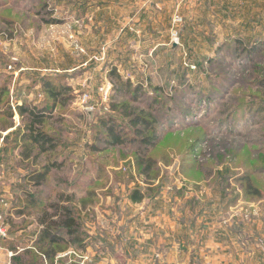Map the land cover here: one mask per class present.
I'll use <instances>...</instances> for the list:
<instances>
[{"label":"rangeland","instance_id":"obj_1","mask_svg":"<svg viewBox=\"0 0 264 264\" xmlns=\"http://www.w3.org/2000/svg\"><path fill=\"white\" fill-rule=\"evenodd\" d=\"M114 69L143 84L138 101L113 97ZM262 78L264 0H0V108L50 110L48 83L72 98L43 127L52 153L21 138L27 115L0 114V264L36 240L40 208L19 214L29 194L76 199L86 249L54 264H264V200L232 179L264 172ZM137 116L159 132L148 149L128 142ZM109 121L125 145L104 144ZM144 150L156 161L148 177ZM54 161L63 166L38 185Z\"/></svg>","mask_w":264,"mask_h":264},{"label":"trees","instance_id":"obj_2","mask_svg":"<svg viewBox=\"0 0 264 264\" xmlns=\"http://www.w3.org/2000/svg\"><path fill=\"white\" fill-rule=\"evenodd\" d=\"M48 14H51L49 12ZM52 15V14H51ZM47 23L59 24L58 20H52ZM251 54V53H250ZM250 57V55L248 56ZM110 76L114 79L115 85L113 86V97L125 94L130 95L133 101H138L142 95H144L145 90L143 84L134 85L130 80H124L121 75L118 73V70H112ZM48 83L46 86L51 92V97L54 100L52 108L49 110L45 108H37L36 106L31 108L25 105H16L12 106L9 102L3 105L0 108V114L2 116L8 117V120H12L15 116V112L19 116L23 117L27 115L30 119V124L26 128L27 133L21 138H28L31 143L38 147L43 153H52L56 147L54 139L45 134L43 127L46 124L48 119L53 117V111L57 105L64 106L72 98L69 96L70 89L64 88L60 91H56L55 88L50 86ZM258 85L264 88V78H262ZM156 91H160L157 89ZM68 94L66 99L64 96ZM4 91L0 94V103ZM156 105H160L156 100H154L149 106V110H154ZM116 108V106H115ZM263 109L256 110V113H261ZM107 131V136L104 139V144L106 146H122L127 142L124 140L120 131L116 130V125L114 121L101 122ZM153 122H148L142 116H137L132 118L129 121V125L134 130V137L131 138L128 142L130 145L139 144L141 147L144 146L145 149L152 147L157 140V134L159 133L157 129L154 128ZM14 126L10 125L9 127L3 128V132L13 129ZM25 131V130H24ZM151 132L150 138H147L146 133ZM99 151V150H96ZM149 150H144L142 154V160L139 164L143 167L146 177L149 176V171L152 165H156L155 160H147ZM149 159V158H148ZM63 166V163H58L56 161L51 162L44 166V171L37 174L39 178L38 185H41L42 180L46 175L53 169H59ZM262 171V170H261ZM256 170L255 172H242L232 177V179L242 186L243 190L246 192V196L254 198L255 201L264 200V191L260 187L254 185L253 175L257 174L264 178V172ZM145 194L137 189L132 194L130 199L136 203L140 204L144 201ZM46 198L49 199L50 196L46 195ZM239 195L232 198L229 203L233 204L238 201ZM29 206L23 210H20V215H31L36 214L40 208L41 216L38 218L40 229L32 233V236L36 238L33 246L31 248H26L20 253L18 246L11 247V250L17 251L16 259L14 264H45L46 261H49L50 264H54V261L59 253L65 252L72 248L77 249H86V244L84 243L85 231L82 228L81 224V215L78 211H75L73 205L75 204L74 195L61 194L58 201L56 202H43V199L38 195L29 194L27 197ZM12 244V243H11ZM19 258L20 260H18ZM16 261V262H15Z\"/></svg>","mask_w":264,"mask_h":264},{"label":"built area","instance_id":"obj_3","mask_svg":"<svg viewBox=\"0 0 264 264\" xmlns=\"http://www.w3.org/2000/svg\"><path fill=\"white\" fill-rule=\"evenodd\" d=\"M0 234H4L3 230L0 229Z\"/></svg>","mask_w":264,"mask_h":264},{"label":"crops","instance_id":"obj_4","mask_svg":"<svg viewBox=\"0 0 264 264\" xmlns=\"http://www.w3.org/2000/svg\"><path fill=\"white\" fill-rule=\"evenodd\" d=\"M158 1H161V0H158ZM261 202H262V200H261Z\"/></svg>","mask_w":264,"mask_h":264}]
</instances>
